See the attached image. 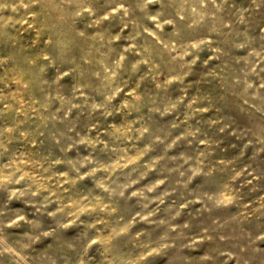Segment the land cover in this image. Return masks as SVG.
Here are the masks:
<instances>
[{
    "label": "clouds",
    "instance_id": "9594fccd",
    "mask_svg": "<svg viewBox=\"0 0 264 264\" xmlns=\"http://www.w3.org/2000/svg\"><path fill=\"white\" fill-rule=\"evenodd\" d=\"M229 5L230 7H226ZM262 10L264 0H248V7L238 6L236 0H0V48L16 49V54L25 51L24 48L17 47V39L8 31L10 27L15 28L16 24L42 31L45 36L44 48L39 56L22 57L29 68L36 71L25 82L23 78H17L18 74L13 70L12 82L28 91L36 84L45 101L54 99L63 104L65 97L58 93L66 88L63 83L65 78L71 77L73 81L72 98H82L85 102L90 99L85 93L92 87L93 81H98L101 85V102L93 100L83 105L87 107L90 116L99 112L107 119L113 116L114 111L123 116V110H133V105L128 100L122 101L119 110L113 107V101L125 92L121 87V74L135 76L140 72L141 65L148 66L150 73H159L161 64L152 62L153 55L159 52L167 75L164 84L157 83L156 87L162 88L165 93L174 84L180 85L177 91L184 93V81L188 75H195L198 80H202L210 64L219 61L223 69L218 76L214 74V79L218 78L222 84H227L233 92L239 91L245 104L257 101L258 103L251 104V107L264 117V96L260 95L264 83L256 87L253 79H259L256 69L259 62L264 61V28H260L259 33L255 35L249 32L252 12ZM5 12L18 14L20 19L5 17ZM130 25L131 35L125 36L124 33L129 30ZM122 39L127 46L121 45L122 51L117 52L113 45L120 44ZM140 40L144 43L139 44ZM240 52L246 54L237 55ZM128 54H135L140 59L130 61ZM205 55L206 58H202ZM15 58L16 55L9 57L13 61ZM226 59L237 65L243 61V64L239 71H236L232 69V63H223ZM6 62L0 57V66ZM198 64L200 71H196ZM49 68L53 70L50 84L44 79ZM260 70L264 71V68ZM155 80L156 76L153 77V82ZM125 95L131 96L135 101L141 99L135 89L127 91ZM6 99L0 90V102ZM185 100H188L186 95L167 105L154 104L150 107V112L159 114L160 117L169 116L178 110ZM209 103H212L211 98ZM20 104L23 107V102ZM194 105L196 100L191 99L184 104V108L197 114L209 110ZM9 106L6 104L5 110ZM81 107V104H71V108ZM190 118L189 112L186 111L185 119ZM220 123L218 119L208 121L209 126ZM227 126L224 124L219 131L224 132ZM94 127L89 126L88 136L80 137L77 134L75 140L62 136L56 141L58 145L63 141L62 151L65 154L78 145L88 151L87 156H81L78 152L74 161L53 162V167L55 164L70 165L75 179L70 178L68 172L57 173L52 177L49 169L43 165H32L31 170H26L28 160L10 153L3 140L4 131L11 133L14 129L0 131V197L4 198L3 202H0V264H48L49 261L51 264H86L88 253L94 245H99V264H156L162 259L164 264H172L173 258L176 264H193V254L197 253L200 254V264H218L219 256H227L228 260L235 259L237 264H246L249 252L257 250V246L264 242V220H257L246 229L240 218H233L232 212L233 207L243 203L241 197L245 193L240 189L252 185L253 180H259V175L246 168L239 171L236 168L229 169L221 160L217 168L223 166L226 169V180L217 181L213 172L205 170L208 167L205 160L212 156V141L207 138L199 139V128L184 137H177L167 145L171 148L178 141L187 140L189 135L197 144L204 145L202 152L197 150L196 153L183 156V163L170 169V173H178L185 179L186 182L181 185L185 189L188 182L203 178L208 184V190L190 194L193 198L185 197L186 203L178 204L175 209H167L174 214L168 221H160V224L165 226L164 234L144 241L142 237L146 234L143 231L131 232L135 218L123 226L108 225L111 229L110 238L105 237L97 228V223H101L99 220L85 224L81 220L82 216H112L118 209L113 203L105 202L104 197L82 196L72 203H65L60 199L63 183L75 188L78 181L92 178L94 187L106 194L107 201H112L114 197L123 198L128 189L140 183L146 176L141 174L139 178L133 179L132 173L138 170L140 157L128 158V149L112 147L99 135L93 139L90 133ZM110 128L113 131L105 135H108L112 142L128 139V135L121 133L116 124H111ZM145 133L151 135L148 127L140 129V138H143ZM232 135L241 141L251 136L253 139H249L244 147L258 145V151H264V125H258L257 131L239 134L233 132ZM159 143L164 144L165 140H159ZM101 145L99 151L114 154L117 157L115 162L100 163L94 153ZM148 151H151V147L144 150L145 153ZM5 157L9 163L2 162ZM109 159H112L111 155ZM129 165L136 167L125 173L124 170L128 169ZM37 168L41 174H49L48 182H42L39 176L32 175ZM81 169L88 170L82 172ZM97 173H104V176L97 178ZM113 176H116V179H113ZM120 176L124 177L125 182H118ZM249 176L252 179H248ZM242 179L243 183H240ZM165 183V179H157L144 188L132 191L127 198L140 197L148 201L142 205L147 208L148 204L154 201L145 193H155ZM233 184H239V187H233ZM52 188L56 191H52ZM171 195L170 191H164L155 197V201L163 204ZM13 200L35 208L32 215L36 218L30 219L22 210L7 211L8 204ZM53 203L58 207L49 210ZM197 203L201 207L191 212L182 224L172 223L180 220L184 209ZM257 203L264 209V197ZM136 215L140 220L150 223L149 217L153 213ZM44 216L52 223L46 225L42 218ZM81 225L89 233L83 239L79 235H63V238L58 235L78 229ZM238 232L240 238L234 241L232 237ZM117 238H122L125 246H132V251L127 254L128 258L114 248L113 241ZM219 243L231 246L233 251L217 247V255L214 256L205 248L208 244ZM161 249L167 250L170 255L162 256ZM253 264H264V261L257 259Z\"/></svg>",
    "mask_w": 264,
    "mask_h": 264
},
{
    "label": "rangeland",
    "instance_id": "374dc122",
    "mask_svg": "<svg viewBox=\"0 0 264 264\" xmlns=\"http://www.w3.org/2000/svg\"><path fill=\"white\" fill-rule=\"evenodd\" d=\"M236 4L248 7V0H236ZM226 7H230V5ZM4 15L5 17L12 16L15 20L20 19L18 14L5 12ZM260 28H264V10L252 12L249 21L250 34H258ZM8 31L11 36L17 39V47H22L25 51L16 54V49L0 48V57L7 61L4 65L0 66V90H2V95L7 97L6 100L0 102V131H4L7 128L14 129L11 133L4 131L3 140L10 153L28 160L26 170H31L32 165H43L44 168L49 169L52 177L57 173L68 172L69 177L75 179V174L70 171V165L55 164L53 167V162L56 160L74 161L77 159L78 152L81 156H87L88 151H85L83 146L78 145L65 154L62 151L63 141H61V145H58L56 141L60 140L62 136L70 137L73 140L77 139V134L80 137L88 136L89 126H95L90 133L93 139L99 135L102 140L108 141L112 147L128 149V158L140 157L138 170L132 173V178L137 179L141 174H146L145 179L133 185L131 189H128L123 198L114 197L112 201H107L106 194L94 187L92 178L78 181L75 188H72L67 183H63V178L61 179L63 188L61 189L60 199L65 203H72L74 200L81 199L82 196L104 197L105 202L113 203L118 209V212L112 216H108L107 214H93L91 217L82 216L81 220L85 224L99 220L101 223H97V228L101 230L105 237L110 238L111 229L107 227L108 225L112 227H116L117 225L123 226V224L131 222L135 218L131 232L143 231L146 234L142 237L144 241L164 234L165 226L160 224V221H168L174 214L167 211V209H175L178 204L186 203L185 197L189 199L193 198L190 194H199L201 191L208 190V184L205 183L203 178H196L188 182V187L185 189L181 187L186 182L185 179L180 177L178 173H170V169L177 168L183 163L181 159L183 156L196 153L197 150L201 152L204 150V145L197 144L190 135L187 140L182 139L171 148L167 146L173 140H176L177 137H184L187 133L195 131L197 128L200 129L199 139L207 138L212 141V156L205 160V164L208 165L205 170L213 172V176L217 181L226 180V169L223 166L217 168L218 162L221 160L229 166V169L236 168L239 171L242 168H246L250 172H255L260 177L259 180H253L252 185L240 189L245 195L241 197L243 203L238 207H233V218H240L246 229L248 226L255 224L257 220H264V209L257 203L261 197H264V151H258V145H250L248 148L244 147V144L248 143L249 139H253L251 136L241 141L232 135L233 132L239 134L241 132L257 131L258 125H264V117H261L260 113L255 112V109L251 107V104L258 103L257 101H250L249 104H245L244 100L240 97L239 91L233 92L227 84H222L218 78L214 79V74L218 76L223 69L221 62L215 61L211 63L202 80H198L195 75H188L184 81V93L177 91L180 87L177 84L172 85L168 92L165 93L162 88L156 87L157 83L160 85L164 84L167 75V72L164 70V64L161 61V54L157 52L153 55L152 62L161 64V71L159 73H150L148 66L141 65L140 72L135 76L128 73L121 74V87L125 89V92H122L113 101V107L119 110L122 101L128 100L133 105V110H123V116L116 114L114 111L113 116L105 119L99 112L92 113L90 116L87 107L83 106L91 103L93 100L97 103L101 102L102 96L99 94L101 85L98 81H93L92 87L85 93L90 98L85 102L82 98H72L71 85L73 81L71 77L65 78L63 83L66 85V88L58 93L65 97L63 104L61 101L54 99L45 101L36 84H33L31 91H28L13 83V70L18 74L17 78H23L25 82L36 71V69H30L22 57H38L44 48L45 36L38 29H29L27 25L21 27L20 24H16L15 28L10 27ZM124 35H131V25ZM138 43L143 44L144 41L140 40ZM121 45L127 46L123 39L120 44H115L113 47L117 49V52H121ZM256 47L258 48L259 45L257 44ZM245 54L244 52H240L237 55ZM13 55H16L15 61L9 59ZM128 55L130 61L134 62L140 59L135 54ZM202 58H206V55L202 56ZM223 63L229 64L232 62L226 59ZM242 64L243 61H241L240 65L232 63V69L239 71V67ZM262 68H264V61H260L256 69L259 72V79L253 78L256 87H259L260 83H264V71L260 70ZM47 71L48 75L44 79L50 84L53 70L49 68ZM196 71H200L199 64L196 66ZM154 76H156L155 82H153ZM131 89H135L140 96L141 99L139 101H135L131 96L125 95ZM56 94L53 93V95ZM184 95L188 97V100H196L194 107L208 108V112L197 114L191 112V110H186L184 104L188 100H185L184 104L179 105L178 110L173 114L166 117H160L159 114H152L150 112L152 105H167L176 102ZM260 95L264 96V88L260 89ZM209 98L212 99V103H209ZM20 102H23V107H21ZM6 104L10 105L7 110H5ZM71 104H81L82 107L80 109L71 108ZM135 109H138V111ZM186 111L191 116L188 120L185 119ZM66 112L67 119H65ZM217 119L221 121L219 125L209 126L208 121ZM140 121L144 123H140ZM113 123L121 130V133L128 135L127 140L112 142L109 136L105 135V133L113 131L110 128V125ZM224 124L228 126L224 132H220L219 128L223 127ZM142 127H148L151 135L145 133L144 137L140 138V129ZM162 139L165 140L164 144L159 143V140ZM100 147L102 145L98 146V151L94 153L100 163L115 162L117 157L111 153L100 152ZM149 147H151V151L145 153L144 150ZM110 155L112 156L111 160L109 159ZM156 161L158 163H155ZM2 162L9 163L7 157ZM133 167L136 166L129 165V168L124 170L125 173L131 171ZM87 170L81 169L82 172ZM32 175L39 176L42 182H48L50 179L49 174L47 172L41 174L39 168L32 172ZM102 176H104V173H97V178ZM161 178L166 180L165 185L158 188L155 193H145L149 199L154 201L153 203H149L147 208H143L142 205L148 203V201L140 197L127 198L132 191L144 188L146 185ZM113 179H116V176H113ZM248 179H252V177L249 176ZM52 182L54 183V181ZM118 182H125L124 177L120 176ZM240 183H243V179ZM46 186H50V184H46ZM232 186L238 188L239 184H233ZM52 191H56V189L52 188ZM164 191H170L172 195L166 198L163 204H159L155 201V197ZM3 200L4 198L0 197V202H3ZM56 207L58 205L53 203L49 206V210H54ZM200 207L199 203L189 205L188 208L181 212L180 220L172 221V223L182 224L191 212ZM6 210L9 212L22 210L29 215L30 219L36 218L32 215L35 212V208L16 200L8 204ZM149 212L153 213L149 217L150 223L140 220L136 215L137 213L145 215ZM42 218L46 225L52 223L48 220L47 216ZM88 234V230L83 225L64 234L58 233L61 238H63V235L69 237L79 235L81 239ZM239 238V232L232 237L234 241ZM113 246L118 253L124 254L126 258H128L127 254L132 251L130 244L125 246L122 243V238L114 240ZM217 247L233 251L231 246L223 243L205 246L207 251L214 256L217 255ZM98 248L99 245L93 246L88 253L86 264H93V262L99 264L101 257L97 254ZM160 254L162 256L170 255L164 249H161ZM199 257V253L193 254V264H200ZM257 259L264 261V242H261L257 246V250L249 252L246 264H253ZM225 261H227V264H237L235 259L228 260L227 256L218 257V264H225ZM48 264H51V262L49 261ZM156 264H164V260H159ZM172 264H176L175 258H173Z\"/></svg>",
    "mask_w": 264,
    "mask_h": 264
}]
</instances>
